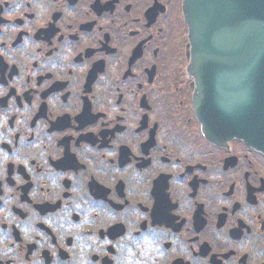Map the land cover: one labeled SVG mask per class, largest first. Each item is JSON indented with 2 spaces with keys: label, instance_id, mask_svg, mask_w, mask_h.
Here are the masks:
<instances>
[{
  "label": "flooded vegetation",
  "instance_id": "flooded-vegetation-1",
  "mask_svg": "<svg viewBox=\"0 0 264 264\" xmlns=\"http://www.w3.org/2000/svg\"><path fill=\"white\" fill-rule=\"evenodd\" d=\"M183 0H0V264H264V154L210 139Z\"/></svg>",
  "mask_w": 264,
  "mask_h": 264
},
{
  "label": "water",
  "instance_id": "water-1",
  "mask_svg": "<svg viewBox=\"0 0 264 264\" xmlns=\"http://www.w3.org/2000/svg\"><path fill=\"white\" fill-rule=\"evenodd\" d=\"M182 13L199 121L264 154V0H183Z\"/></svg>",
  "mask_w": 264,
  "mask_h": 264
}]
</instances>
